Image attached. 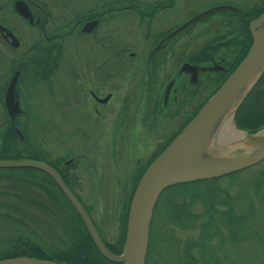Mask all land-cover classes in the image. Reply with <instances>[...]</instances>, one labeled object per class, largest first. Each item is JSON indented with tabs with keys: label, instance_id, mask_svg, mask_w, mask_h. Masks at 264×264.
Here are the masks:
<instances>
[{
	"label": "flooded vegetation",
	"instance_id": "af4514ba",
	"mask_svg": "<svg viewBox=\"0 0 264 264\" xmlns=\"http://www.w3.org/2000/svg\"><path fill=\"white\" fill-rule=\"evenodd\" d=\"M263 11L264 0H0V27L8 31L0 29V161L43 164L0 167V222H9L13 234L1 233V258L60 262L56 256L70 248L49 250L47 233L69 238L71 248L81 234L94 245L80 219L65 225L64 206L78 213L60 182L106 247L120 254L141 175L245 57L251 23ZM66 47L72 57L65 56ZM184 63L203 68L180 73ZM128 64L135 65L129 78ZM12 79L19 110L13 116L5 102ZM35 81L41 84L36 142L29 133L36 106L27 99ZM174 120L177 129L160 143V130ZM83 193L104 200L99 220L91 214L94 198Z\"/></svg>",
	"mask_w": 264,
	"mask_h": 264
},
{
	"label": "water",
	"instance_id": "95a60500",
	"mask_svg": "<svg viewBox=\"0 0 264 264\" xmlns=\"http://www.w3.org/2000/svg\"><path fill=\"white\" fill-rule=\"evenodd\" d=\"M18 9L22 11L23 8L18 7ZM214 10L192 17L172 34L182 31L188 25ZM0 29L8 32L3 27H0ZM251 33L253 37L252 45L236 69L193 118L150 162L141 175L130 201L124 245L120 254H114L106 247L97 234L87 211L75 195L60 182L65 196L87 227L95 247L106 259L119 264H144L152 213L159 196L166 188L186 182L219 178L251 167L264 160V140L262 142L259 134L264 128H260L254 133H248L246 136L242 135L244 139L240 141H226L227 138L223 137V133L218 136V139L216 138L218 141L214 140V135L216 132L219 134V128H221V125L214 127L215 118L220 110L237 91L251 80V84L233 107L232 122L238 106L264 73V11L251 23ZM202 68L199 65L184 63L179 72H193L196 75ZM258 70L259 73H257ZM192 81V83H195L196 77ZM172 85L173 82L170 81L164 97H167ZM13 88L14 80L12 79L8 85L5 98L7 110L11 116L19 111L12 92ZM256 143L261 144L252 152L248 153L244 150L245 147ZM206 149H210L211 153L207 152ZM238 151H240V156H234L233 154ZM25 166L41 167L43 164L28 160L0 161V167L3 168ZM0 264L64 263L32 257H10L0 259Z\"/></svg>",
	"mask_w": 264,
	"mask_h": 264
},
{
	"label": "rangeland",
	"instance_id": "374dc122",
	"mask_svg": "<svg viewBox=\"0 0 264 264\" xmlns=\"http://www.w3.org/2000/svg\"><path fill=\"white\" fill-rule=\"evenodd\" d=\"M65 56L72 57L73 50L66 47ZM134 67V64H128V78L134 73ZM182 78L183 76L180 77ZM33 85L27 99L30 104L36 106L30 113L32 120L29 127L31 138L35 141V139L39 140L41 134L37 125L39 104H41V92H39L41 84L35 81ZM174 122L170 124L171 128L160 130V143L177 129V120ZM263 128L264 126L261 129ZM235 129L242 135L248 134L245 130ZM48 139L49 148L54 152L55 133L48 135ZM206 150L211 153L210 149ZM233 155L239 157L240 151ZM260 172H264V160L236 173L232 183L228 176L220 180L218 186L228 190L232 210L220 202L221 196L215 201H208L207 205L202 204L200 200L187 209L186 215L182 216L183 220L178 223L173 221L172 217L182 212L183 204L188 201L187 196L193 189L188 188L187 195L176 197L169 191L163 192L154 212L156 224L148 239L150 250L148 255L146 254L144 264H189L190 252L185 249L189 242L192 243L190 250L192 255L200 259L197 264H264V185L258 188L254 185L255 177ZM196 191L204 194L203 199L209 198V190L204 185L198 187ZM82 196L88 201L94 198L91 207L93 218L99 220L103 217L106 206L104 200L101 201L97 194L92 193H83ZM63 218L66 226L67 223H72L66 206L63 207ZM9 225V222H0V235L2 233L12 237ZM115 225H117L116 221ZM12 228L14 229L13 226ZM46 236L49 241L52 240V244L48 245L49 250L55 244L60 251L72 246L69 238L62 241L53 239L48 233Z\"/></svg>",
	"mask_w": 264,
	"mask_h": 264
},
{
	"label": "trees",
	"instance_id": "16d2710c",
	"mask_svg": "<svg viewBox=\"0 0 264 264\" xmlns=\"http://www.w3.org/2000/svg\"><path fill=\"white\" fill-rule=\"evenodd\" d=\"M234 124L236 128L240 130H245L247 133H254L258 129L262 128L264 126V73L261 75V77L258 79V81L255 83L253 88L250 90V92L247 94L245 99L242 101V103L238 106L237 110L235 111L234 118H233ZM163 146L161 147V149ZM241 171H236L224 176H228L230 182H233V178L236 173ZM219 178H212L208 180H197L192 182H186L181 184L172 185L168 188H166L163 192L169 191L172 193L175 197L178 195H187L188 188H192L193 191L187 196L189 199L183 204L182 212L179 214H175L172 217L173 221H176L177 223L180 220H183L182 216L186 215L187 209L193 205L196 201H202L204 205H207V202H212L217 200L218 197H220V202L223 203V205H226L229 210H232V206L230 204V196L228 193V190L225 188H220L218 186L220 180L224 177ZM207 187L209 190V198L203 199V195L201 192L196 191L198 187L201 186ZM255 187H262L264 185V172H260L255 177ZM163 192L161 194H163ZM201 199H198L200 198ZM157 205V204H156ZM215 205V204H214ZM214 205H211L213 207ZM210 206V205H209ZM156 207L154 208L151 223H150V229H149V237L151 235V232L153 231V228H155L156 219H155V212ZM70 218H77L80 219L79 221L82 223L83 220L79 216V214L72 213L69 210ZM84 223V222H83ZM82 226V224H80ZM149 239V238H148ZM186 246L187 252H190L189 254V264H197L200 259H196L192 253V243H187ZM124 245V238L121 242V246L119 248V251L116 253H121ZM149 243L147 246V255L149 253ZM84 256H87L86 259ZM57 260L60 262L65 261L67 263L65 264H119L116 262H112L105 257H103L99 251L97 250L94 245H92L91 241L88 238H84L81 234L79 244L78 246H75L74 248H70L67 253H61L58 256H56ZM8 258V257H2L0 256V259Z\"/></svg>",
	"mask_w": 264,
	"mask_h": 264
},
{
	"label": "bare ground",
	"instance_id": "6f19581e",
	"mask_svg": "<svg viewBox=\"0 0 264 264\" xmlns=\"http://www.w3.org/2000/svg\"><path fill=\"white\" fill-rule=\"evenodd\" d=\"M257 73H259V70L257 71ZM257 73H256V75H257ZM252 80H253V78H252ZM251 82L252 81L249 80L247 84H245L239 91H237V93H235L228 100V102L220 110L219 114L215 118L214 127L221 125V128H219L220 129L219 134H218V132H216V134L214 135L215 136V138H214L215 141H218L217 140L218 139V136L221 133H223V137L227 138L226 141H240V140L244 139V137L242 136V134L234 128V125L231 122V117H232V110H233L234 105L240 100L241 96L243 95V93L245 92V90L249 87V85L251 84ZM259 134H260V137L262 138V142H263V140H264V130H262L261 132H259ZM260 144L261 143L252 144L249 147H245L244 150L246 152H248V153L249 152H252L258 146H260Z\"/></svg>",
	"mask_w": 264,
	"mask_h": 264
}]
</instances>
